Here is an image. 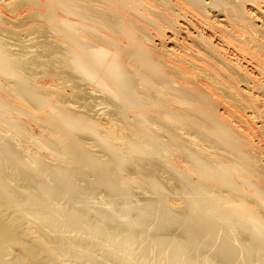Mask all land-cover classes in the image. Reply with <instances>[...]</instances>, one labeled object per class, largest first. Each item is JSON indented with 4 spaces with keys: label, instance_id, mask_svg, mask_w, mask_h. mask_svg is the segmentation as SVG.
<instances>
[{
    "label": "bare ground",
    "instance_id": "obj_1",
    "mask_svg": "<svg viewBox=\"0 0 264 264\" xmlns=\"http://www.w3.org/2000/svg\"><path fill=\"white\" fill-rule=\"evenodd\" d=\"M64 186L171 233L80 246ZM0 195V264H264V0H0Z\"/></svg>",
    "mask_w": 264,
    "mask_h": 264
},
{
    "label": "rangeland",
    "instance_id": "obj_2",
    "mask_svg": "<svg viewBox=\"0 0 264 264\" xmlns=\"http://www.w3.org/2000/svg\"><path fill=\"white\" fill-rule=\"evenodd\" d=\"M136 184V183H135ZM134 184V185H135ZM147 190L140 191L139 188L135 187H124L118 188L115 192L108 193L109 200H96L95 197H87V195L80 191V187L77 186L76 190H70L64 186L62 194L69 201L79 200L78 204H74V208H70L68 204L64 203L60 208V217L64 221H69V226L65 228L63 226L62 230H78L81 231L83 236L86 238L84 242L80 241V246H85L87 248H92L91 243H98L106 250H112L114 252L120 251L118 250L119 238L126 240H133L138 243L147 242L149 239L153 237L168 234L170 235L171 231L167 230L169 224L166 219L155 220L156 218H151L148 216L142 217L140 216V210L144 207L148 209V211H152V203L156 200L155 189L152 187H145ZM105 188L101 185H97L92 190L94 193H98L99 191H103ZM136 195L134 198L136 201L135 209L132 205L127 204L124 195ZM150 195L149 197L146 195ZM47 199V196H46ZM48 201V199H47ZM8 199L4 198L0 195V210L7 207L6 203ZM69 208L70 211L67 210ZM72 218V219H71ZM45 220H50V215L47 213ZM86 223L91 224L92 226H88ZM148 225V226H147ZM0 229L2 232H6V241L10 243L14 238V227L10 224H3L0 221ZM106 230L112 237L108 238L106 241L107 245H102L104 241V236L102 232ZM130 234L134 235L132 239ZM41 241L48 240L44 236H40ZM18 243V241H16ZM21 245H15V247L22 248L24 250L29 249L27 247L25 249V243H20ZM182 246H186V241L183 239ZM130 250L132 249L129 247ZM189 249V248H187ZM149 254V252L142 248V254L145 252ZM164 251V250H163ZM168 252H172L169 249H166ZM126 253H131L130 257L134 259V257L139 256V249L132 251H124ZM187 254L190 255L191 251H186ZM27 254V251H26ZM147 255V254H145ZM171 255L161 256V259L168 258ZM153 259V258H152ZM142 261V260H140ZM93 264H97L94 262Z\"/></svg>",
    "mask_w": 264,
    "mask_h": 264
}]
</instances>
